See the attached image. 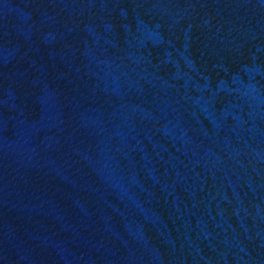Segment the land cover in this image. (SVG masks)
Listing matches in <instances>:
<instances>
[{
	"label": "water",
	"instance_id": "1",
	"mask_svg": "<svg viewBox=\"0 0 264 264\" xmlns=\"http://www.w3.org/2000/svg\"><path fill=\"white\" fill-rule=\"evenodd\" d=\"M0 264H264V0H0Z\"/></svg>",
	"mask_w": 264,
	"mask_h": 264
}]
</instances>
